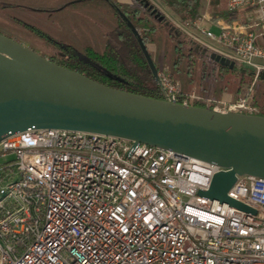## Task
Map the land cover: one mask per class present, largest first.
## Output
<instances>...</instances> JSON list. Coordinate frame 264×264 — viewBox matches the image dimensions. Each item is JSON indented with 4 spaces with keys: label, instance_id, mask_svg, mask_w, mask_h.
Returning <instances> with one entry per match:
<instances>
[{
    "label": "built area",
    "instance_id": "1",
    "mask_svg": "<svg viewBox=\"0 0 264 264\" xmlns=\"http://www.w3.org/2000/svg\"><path fill=\"white\" fill-rule=\"evenodd\" d=\"M227 8L246 20L202 14L175 24L200 44L223 46L206 45L258 78L264 0ZM159 78L167 100L202 99L183 93L170 70ZM206 106L258 114L246 98ZM1 158L0 264H264V178L238 175L228 192L252 213L199 195L227 168L125 138L33 127L4 137Z\"/></svg>",
    "mask_w": 264,
    "mask_h": 264
},
{
    "label": "water",
    "instance_id": "2",
    "mask_svg": "<svg viewBox=\"0 0 264 264\" xmlns=\"http://www.w3.org/2000/svg\"><path fill=\"white\" fill-rule=\"evenodd\" d=\"M134 31L140 36L137 28ZM143 48L160 86L158 70ZM78 56L91 63L85 54ZM214 56L235 64L223 55ZM261 75L264 78V71ZM33 127L115 136L216 163L228 171L216 173L210 188L199 195L255 212L228 192L238 175L264 178L263 115L185 106L123 91L53 62L0 32V141Z\"/></svg>",
    "mask_w": 264,
    "mask_h": 264
},
{
    "label": "trees",
    "instance_id": "3",
    "mask_svg": "<svg viewBox=\"0 0 264 264\" xmlns=\"http://www.w3.org/2000/svg\"><path fill=\"white\" fill-rule=\"evenodd\" d=\"M162 1L184 21H194L201 17L204 0ZM209 2L211 17H221L231 21L241 16L242 12L240 11L230 12L228 10V0H210ZM71 4H74L76 8L85 10L104 11L115 16L117 24L113 29L106 32L105 48L102 52L90 48L89 52L85 54L91 59V63H86L80 59L78 51L73 46L68 45V58L58 64L123 91L157 99H166L163 90L155 80L153 70L143 48L144 45L157 69L166 65L170 66L173 77L182 83L183 93H188L194 89L191 88V84L195 83L196 76H199L197 68L199 57L191 48L186 46L185 41L173 38L171 32L167 31L162 23H158L153 14L142 7L123 6L118 3L115 4L112 0H74ZM134 28H144L145 30L139 36ZM257 43L264 45V36L260 37ZM150 47L155 48V51H151ZM220 67L223 72L229 70L227 66L220 65ZM205 72V68L202 71L200 70L201 79L205 78ZM237 72V70L234 71V73ZM239 74L238 85L233 89L227 86L219 88V90L214 91L216 97L203 94L202 91H208L210 88L204 86V83L201 82V92L195 90L202 99L195 104L205 107L208 99L222 101L225 93L228 92L231 96V99L227 101L228 103L243 98L250 99L251 103L258 108V114L264 116V78L261 74L256 78L255 73L246 69ZM251 75L257 81L250 83L249 88L244 92L242 87L244 79Z\"/></svg>",
    "mask_w": 264,
    "mask_h": 264
},
{
    "label": "rangeland",
    "instance_id": "4",
    "mask_svg": "<svg viewBox=\"0 0 264 264\" xmlns=\"http://www.w3.org/2000/svg\"><path fill=\"white\" fill-rule=\"evenodd\" d=\"M73 1L0 0V32L12 36L20 42H25L39 54L46 56L54 52L63 53L62 46L67 45L73 46L78 52L83 54L88 53L90 48L102 52L105 48V34L116 26L117 18L104 11L76 8L74 4H71ZM112 1L115 4L128 5L132 8L142 7L147 10L156 17L158 23H162L163 27L171 32L173 38L185 41L186 46L197 54L199 57L197 62L199 76H196L195 83L191 84V88L200 90L202 82L204 86L210 88V90L202 91V93L216 97L214 91L219 90V88L227 86L233 89L238 85L241 69L254 73V70L247 65L225 63L226 61L224 62L220 58L216 59L215 53H213L214 50L208 47L206 49V45L219 50H223L222 48L224 47L209 41H206L205 44H200L192 36L182 31L175 23L181 25L182 22L186 21L178 17L162 0ZM209 1H203L201 15H207L212 20L221 19V17L210 16ZM234 20L245 21V13H241V16ZM214 30L218 32L216 27H214ZM150 50L154 51L151 47ZM157 63L160 64L159 62ZM224 63L229 70L223 72L220 65H224ZM155 67L157 68L156 65ZM169 67V65L162 66L157 69L158 73L160 70H170ZM204 68L206 69L205 78L201 79L200 70L202 71ZM236 70L238 72L234 73ZM256 81L254 76H247L242 85L244 92L247 91L246 89L249 88L250 83ZM230 99L231 96L226 92L221 102L228 103L227 101ZM249 101L251 100L249 99ZM5 161V158H1L0 164Z\"/></svg>",
    "mask_w": 264,
    "mask_h": 264
},
{
    "label": "flooded vegetation",
    "instance_id": "5",
    "mask_svg": "<svg viewBox=\"0 0 264 264\" xmlns=\"http://www.w3.org/2000/svg\"><path fill=\"white\" fill-rule=\"evenodd\" d=\"M8 36V35H7ZM9 37H12V36H9ZM13 39H15L14 37H12ZM16 40V39H15ZM18 41V40H17ZM20 42V41H19ZM24 45L30 47L31 49L35 50L34 48H32L30 45L26 44L25 42H22ZM64 52L63 53H59V52H54L52 54H50L49 56H46V55H43L47 58H49L50 60H52L53 62H56V63H60V62H63L65 59L68 58V54H67V49H68V45L67 46H62ZM36 51V50H35ZM37 52V51H36Z\"/></svg>",
    "mask_w": 264,
    "mask_h": 264
},
{
    "label": "crops",
    "instance_id": "6",
    "mask_svg": "<svg viewBox=\"0 0 264 264\" xmlns=\"http://www.w3.org/2000/svg\"><path fill=\"white\" fill-rule=\"evenodd\" d=\"M202 40H204V42H206L207 40L204 38V39H202ZM206 49H207V47H205ZM152 49H154V51H155V48H153L152 47ZM213 53H215V51H213ZM218 54V53H217ZM193 90H195V89H193Z\"/></svg>",
    "mask_w": 264,
    "mask_h": 264
}]
</instances>
